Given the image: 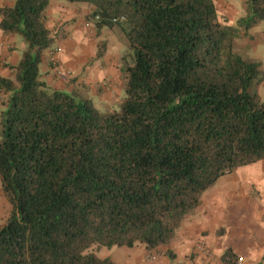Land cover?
Listing matches in <instances>:
<instances>
[{"label":"trees","instance_id":"obj_1","mask_svg":"<svg viewBox=\"0 0 264 264\" xmlns=\"http://www.w3.org/2000/svg\"><path fill=\"white\" fill-rule=\"evenodd\" d=\"M49 1L0 9V30L25 45L12 79L0 77V186L11 207L0 264H114L94 249L166 247L221 177L264 160V70L235 52L264 25V0H245L235 26L213 0H65L92 8L85 22L97 34L120 32L124 96L112 111L83 82L67 91L41 79L48 50L54 76L69 73L55 57ZM220 263L238 258L227 250Z\"/></svg>","mask_w":264,"mask_h":264},{"label":"crops","instance_id":"obj_2","mask_svg":"<svg viewBox=\"0 0 264 264\" xmlns=\"http://www.w3.org/2000/svg\"><path fill=\"white\" fill-rule=\"evenodd\" d=\"M14 2L15 0H0V9L11 7ZM86 12L91 14L92 8L80 6L71 8L59 1H49L46 9L47 27L53 33H58L59 38L53 48L56 49V59L63 67L69 68L77 53L75 51H72L71 55L67 53L69 41L64 43L62 37L70 35V26L74 25L77 19L85 22L89 18ZM237 14L238 12L233 11L229 18L220 15V21L225 25L235 26L241 18ZM248 32L247 36L250 37ZM24 49V43L16 35L5 34L0 30V77L12 79L9 67L18 64ZM49 56L48 50L44 53L40 66L41 79L47 85L54 88L66 87L65 89L70 91L75 84L84 83V77L87 80V76L91 75L90 72H86L77 76L76 68L71 67L70 70L74 73L72 76L56 77L48 66ZM101 74L97 73L94 76L104 80L106 77L103 76L106 75ZM106 74L107 76L111 74L110 78H107L108 81L111 80L112 84L118 83L116 81L119 73L116 70ZM68 78L70 81H67ZM64 83L70 84L67 87ZM4 98L0 92V110ZM200 243L207 246L219 264L220 257L227 250L241 259L240 264H264V160L221 177L213 188L204 193L200 205L185 218L171 243L160 249L166 253L165 257L147 262L145 256L154 251H147L145 247L137 245L132 248L120 247L122 253L115 252L111 259L114 252L112 250H116L112 248V253L106 258L114 264H187V258Z\"/></svg>","mask_w":264,"mask_h":264},{"label":"rangeland","instance_id":"obj_3","mask_svg":"<svg viewBox=\"0 0 264 264\" xmlns=\"http://www.w3.org/2000/svg\"><path fill=\"white\" fill-rule=\"evenodd\" d=\"M52 1H59L71 8L84 5L80 3H70L65 0ZM213 1L215 3L219 21L220 15H226V17L229 18L230 13L233 14V11L238 12L237 16H240L241 18H243V16H245L246 14L247 9L245 0ZM86 13L90 16V12ZM72 28L74 30H72ZM248 34L250 35V37H242L235 41V49L237 50V53L242 57L257 58L262 64V68L264 70V25L257 24L249 30ZM118 35L120 36V32L118 30L110 29H102V31L97 34L94 28H91L89 25H87L84 20L81 21L80 19H77L74 25L70 26V35L68 37H62L64 43L65 41H69L70 46H67V53L69 55H71L72 51H75L77 53L76 58L73 59V63L69 66V68L63 66L62 67L64 69H67V72H69L68 77L74 74L70 70L71 67H73V69L76 68L77 76L79 75V73L84 75L86 72H90L91 75L87 76V80H85V77L83 78V85H85L88 95L92 97L93 102L101 111H112L114 109H117L119 102H121V98H123L124 96V91L122 89L120 80L116 81L118 83L112 84L111 80H107V78H110L111 74L110 76H107L106 74L107 72H114V70L118 72L117 66L120 65L121 55L124 56L127 53V50L123 46V44L118 42L116 38V36ZM17 38L22 41L19 36H17ZM100 53L102 56H100V58H97V54ZM67 57L69 56L67 55ZM97 73H99L100 75H102L101 73H105L106 76L103 77L106 78L104 80L101 77L97 79L94 76ZM67 81H70V78H68ZM69 84L70 83H64V85L67 87L69 86ZM78 85L79 84H75L72 89L78 87ZM257 90L261 97H264L263 83L258 87ZM10 210V204L5 198L0 186V226L4 224V221L9 215ZM162 248L160 249L162 250ZM114 249L116 250H112L114 252L111 255V259L115 256V252L119 251L120 253H122L119 248ZM93 252L100 259L109 257L110 253H112L111 249L107 248H99L96 250L94 249Z\"/></svg>","mask_w":264,"mask_h":264},{"label":"built area","instance_id":"obj_4","mask_svg":"<svg viewBox=\"0 0 264 264\" xmlns=\"http://www.w3.org/2000/svg\"><path fill=\"white\" fill-rule=\"evenodd\" d=\"M165 252L161 250L148 253L146 257L147 262L156 260L157 258L165 257ZM187 264H219L215 260V256L210 252L205 244H198L195 248V251L188 258ZM241 263V259H238V263Z\"/></svg>","mask_w":264,"mask_h":264}]
</instances>
